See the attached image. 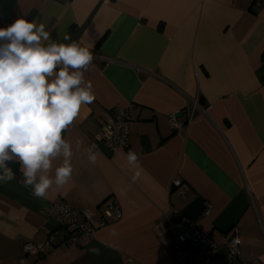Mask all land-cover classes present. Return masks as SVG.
<instances>
[{"label": "crops", "instance_id": "0c3cea01", "mask_svg": "<svg viewBox=\"0 0 264 264\" xmlns=\"http://www.w3.org/2000/svg\"><path fill=\"white\" fill-rule=\"evenodd\" d=\"M21 16L44 23L50 42L90 48L84 82L95 101L64 133L73 166L65 186L37 198L19 164L15 179L0 182V264H171L169 221L181 217L217 243L218 264H264V0H0V27ZM197 97L204 110L174 129L170 113L181 109L185 119ZM117 106L131 116L129 146L110 150L98 133ZM129 151L139 158L134 181ZM60 200L98 214L113 200L123 215L63 242L69 230L47 214ZM235 229L242 241L231 261ZM50 235L56 245L46 255L23 250Z\"/></svg>", "mask_w": 264, "mask_h": 264}, {"label": "clouds", "instance_id": "9594fccd", "mask_svg": "<svg viewBox=\"0 0 264 264\" xmlns=\"http://www.w3.org/2000/svg\"><path fill=\"white\" fill-rule=\"evenodd\" d=\"M69 39L65 34L64 40ZM93 59L90 48L75 40L50 42L46 25L24 16L0 27V182L15 179L13 163L19 164L24 185L37 198H47L53 184L61 188L70 181L72 149L64 133L82 106L95 101L92 84L84 82ZM96 153V145L90 144L92 164ZM61 154L63 163L53 177V160ZM126 155L136 165L134 181L141 174L138 154Z\"/></svg>", "mask_w": 264, "mask_h": 264}, {"label": "built area", "instance_id": "2783aa9c", "mask_svg": "<svg viewBox=\"0 0 264 264\" xmlns=\"http://www.w3.org/2000/svg\"><path fill=\"white\" fill-rule=\"evenodd\" d=\"M191 105L185 119L179 117L181 109L170 113L169 122L174 129H182L190 124L194 118L195 109L204 110L200 99L190 98ZM131 116L127 108L117 106L109 110L103 120L98 140L110 150L127 148L130 138ZM176 186L183 184L182 180L175 179ZM47 214L55 218L61 226H66L69 233L63 237V242H79L83 236H94L101 228L111 221L122 218L123 212L117 201H108L104 204L101 212L95 213L89 210H77L67 202L60 200L47 208ZM169 228L172 231V264H217L218 245L211 236L206 233L201 224L181 217L178 220H170ZM241 235L237 229L227 241V252L231 261L236 260L240 253ZM53 238L45 242L28 241L23 250L27 253L41 254L51 246ZM25 258L20 264H24ZM240 264H246L241 262Z\"/></svg>", "mask_w": 264, "mask_h": 264}, {"label": "trees", "instance_id": "16d2710c", "mask_svg": "<svg viewBox=\"0 0 264 264\" xmlns=\"http://www.w3.org/2000/svg\"><path fill=\"white\" fill-rule=\"evenodd\" d=\"M10 167H12V169H13V171H14V173L16 174L17 172H18V165H17V163H13V164H11L10 165ZM62 227H64L65 228V231H67V228H66V226H62ZM207 233V232H206ZM68 235V234H67ZM66 234L64 235V237H66L67 236ZM52 237V235H50L49 236V238L47 239V240H49L50 238ZM63 238V237H62ZM46 240V241H47ZM64 242H66V241H64ZM56 244L54 243V242H51V246H49V247H47V248H51V247H54ZM46 248V249H47ZM46 249H45V251L43 252V253H41V254H36L37 256H40V257H42V256H44V255H46ZM29 254V253H28ZM172 254H173V252H172ZM253 260H256V258H254ZM171 261H172V259H171ZM246 264L248 263V262H245ZM171 264H172V262H171ZM218 264V263H217ZM230 264V263H229ZM240 264V263H239Z\"/></svg>", "mask_w": 264, "mask_h": 264}, {"label": "water", "instance_id": "95a60500", "mask_svg": "<svg viewBox=\"0 0 264 264\" xmlns=\"http://www.w3.org/2000/svg\"><path fill=\"white\" fill-rule=\"evenodd\" d=\"M200 103L202 104V105H205V102H204V100L201 98L200 99Z\"/></svg>", "mask_w": 264, "mask_h": 264}, {"label": "bare ground", "instance_id": "6f19581e", "mask_svg": "<svg viewBox=\"0 0 264 264\" xmlns=\"http://www.w3.org/2000/svg\"><path fill=\"white\" fill-rule=\"evenodd\" d=\"M113 109V108H112Z\"/></svg>", "mask_w": 264, "mask_h": 264}]
</instances>
